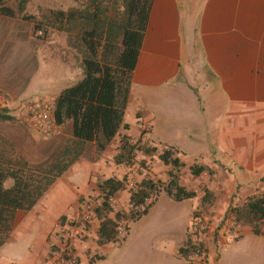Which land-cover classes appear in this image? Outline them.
Here are the masks:
<instances>
[{"label": "crops", "instance_id": "1", "mask_svg": "<svg viewBox=\"0 0 264 264\" xmlns=\"http://www.w3.org/2000/svg\"><path fill=\"white\" fill-rule=\"evenodd\" d=\"M125 121L129 128L121 134L156 148L141 153L148 179L166 178L160 153L173 147L182 163L181 185L196 192L179 200L189 201L190 210L180 237L160 257L141 252L129 264H188L179 250L188 243L195 213L212 206L221 218L264 191V0H153ZM117 138L99 156L95 147L85 151L33 209L17 213L0 246V264L107 261L119 237L100 244L98 219L84 222L81 215L99 202L101 179L132 174V166L114 160ZM199 167L204 170L195 174ZM206 190L212 202L204 205ZM116 198L126 207L128 190ZM67 225L72 232L62 241ZM206 246L208 264H264V230L244 228L227 242L211 233Z\"/></svg>", "mask_w": 264, "mask_h": 264}, {"label": "trees", "instance_id": "2", "mask_svg": "<svg viewBox=\"0 0 264 264\" xmlns=\"http://www.w3.org/2000/svg\"><path fill=\"white\" fill-rule=\"evenodd\" d=\"M0 13L12 16L10 7L0 0ZM25 3V2H23ZM153 0H84L70 9L49 11L46 21L36 23V31L45 38L50 28L68 34L69 44L76 47L83 77L64 88L56 97L53 115L56 125L72 122V135L57 151L43 152L36 159L19 151L13 142L0 134V246L9 238L19 211H30L55 182L82 156L87 144L101 155L120 136L116 164L132 166L138 153L152 154L155 148L121 134L128 129L125 113L129 103L133 72L142 49ZM16 117L0 106V121L15 122ZM173 147L163 149L162 161L171 165L165 192L177 200L193 197L179 182L181 161ZM204 170L194 169L195 174ZM126 177L101 179L100 199L95 210L99 221L98 242L107 244L118 239L122 220H134L147 214L161 188L153 179L143 181L142 188L131 195L129 210L113 213L109 197L125 187ZM147 197L152 202L144 210L139 205ZM206 190L203 204L212 202ZM232 215L254 233L262 232L264 194H254L231 207ZM129 224H126V231Z\"/></svg>", "mask_w": 264, "mask_h": 264}, {"label": "rangeland", "instance_id": "3", "mask_svg": "<svg viewBox=\"0 0 264 264\" xmlns=\"http://www.w3.org/2000/svg\"><path fill=\"white\" fill-rule=\"evenodd\" d=\"M2 1L15 14L0 13V106L8 108L17 120L0 121V134L19 151L36 159L45 151H57L71 137V121L64 126L47 124L41 113L52 112L60 92L83 76L78 49L69 44L68 34L50 28L47 36L41 38L36 23L47 22L46 15L51 10L70 9L84 0ZM93 149L92 144H87L85 151ZM141 155L138 153L135 163L140 162ZM164 170L166 178L155 175L161 188L153 203L155 207L152 205L149 213L139 219H125V225L130 224L128 233L119 235V242L110 245L107 261L100 264H129L131 257L140 256L141 252L158 258L180 237L184 220L190 214L189 201L166 194L165 185L173 168L166 164ZM180 175L179 172L181 184ZM120 208L129 210V206ZM261 229L264 230V223ZM246 233L251 234L249 229Z\"/></svg>", "mask_w": 264, "mask_h": 264}, {"label": "built area", "instance_id": "4", "mask_svg": "<svg viewBox=\"0 0 264 264\" xmlns=\"http://www.w3.org/2000/svg\"><path fill=\"white\" fill-rule=\"evenodd\" d=\"M41 118L42 121L47 124L56 125L53 112L42 111ZM132 167V174L125 181V189L128 190L130 196L127 204L129 208L132 206L130 201L132 193L140 190L143 181L148 179L150 175V169L147 166H142L140 163H134ZM108 202L113 209V213L121 209L116 195L110 196ZM151 202L152 197H147L145 201L139 205L140 210H144ZM216 216L217 209L215 207L209 208L208 212L200 210L193 215L187 230L188 243L184 249L179 250V253H184L188 264H208L209 252L206 246V238L211 233H213L215 237L220 236L224 242H227L236 239L243 231V225H241L234 216L225 215L221 218H217ZM81 219L84 222H90L92 219H95L94 207H90L86 210L81 215ZM125 221L126 220H122L118 227V236L126 233ZM71 232L72 227L67 225L62 229L60 239H62V241L66 240ZM63 246L64 249H66L64 244ZM73 262H76V259H73Z\"/></svg>", "mask_w": 264, "mask_h": 264}]
</instances>
